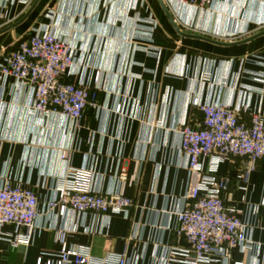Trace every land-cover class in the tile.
Masks as SVG:
<instances>
[{
	"label": "crops",
	"instance_id": "crops-1",
	"mask_svg": "<svg viewBox=\"0 0 264 264\" xmlns=\"http://www.w3.org/2000/svg\"><path fill=\"white\" fill-rule=\"evenodd\" d=\"M35 1L0 0V19L8 20L0 32L20 22ZM216 4L214 13L224 6L238 13L230 0ZM44 31L74 46L75 67L64 81L90 89L97 107L79 123L39 116L30 110L27 86L0 79V186L19 183L39 201L27 246L12 247L14 227L1 228L0 264L56 263L61 231L69 245L89 248L96 258L115 253L125 254L127 264H182L172 254L187 248L175 235L191 186L181 124L201 126L195 100L227 106L245 124L257 114L264 118V37L233 48L182 39L158 0H40L21 25L0 35V64L20 42ZM242 163L230 159L213 171L205 161L203 174L229 181L225 204L250 227L251 246L232 250L230 264H264V159L245 179ZM70 170L92 173L96 190L129 197L133 208L64 218L50 211Z\"/></svg>",
	"mask_w": 264,
	"mask_h": 264
},
{
	"label": "built area",
	"instance_id": "built-area-1",
	"mask_svg": "<svg viewBox=\"0 0 264 264\" xmlns=\"http://www.w3.org/2000/svg\"><path fill=\"white\" fill-rule=\"evenodd\" d=\"M176 8L203 12L217 0H166ZM173 10V9H172ZM3 21V22H1ZM8 24L0 19V29ZM75 67L74 46L53 31L39 32L19 43L15 51L0 64V79H12L27 86L32 95V113L48 117L60 116L79 123L88 108L97 107L96 95L84 85L64 81ZM203 115L199 128L181 124L180 149L186 158L191 175L187 203L177 214L175 235L187 244L184 250L173 249L182 264H211L215 259L230 264L234 249L251 246L250 227L234 208H228L224 195L229 181L203 174V163L211 170L230 159L243 161L244 179L264 159V118L254 115L249 124L241 122L237 112L218 103H193ZM248 111L247 107L243 108ZM120 108H117V112ZM61 159L68 161L63 153ZM93 174L86 170H70L65 183L55 191L48 207L62 218L86 214L105 216L123 213L134 206L133 199L121 194H107L96 190ZM124 175L121 180H124ZM39 201L34 192L10 181L0 186V230L14 227L11 245L27 246L39 218ZM58 260L37 264H127L125 254L109 253L96 258L89 248L69 245L64 232H58ZM241 264V263H234Z\"/></svg>",
	"mask_w": 264,
	"mask_h": 264
},
{
	"label": "rangeland",
	"instance_id": "rangeland-1",
	"mask_svg": "<svg viewBox=\"0 0 264 264\" xmlns=\"http://www.w3.org/2000/svg\"><path fill=\"white\" fill-rule=\"evenodd\" d=\"M163 2L177 27L184 34L202 36L223 43H235L264 31V0H230L232 6L237 8V14L226 9L225 6L222 7L221 12L214 13L216 3L203 12H192L176 8V14L174 10L172 12L174 8L166 0H163ZM31 3L32 0L28 2V5ZM248 18H253L255 21L249 26L248 24H246V27L241 26L242 22L245 19L248 20ZM222 23L226 27L228 26L227 30L220 29ZM240 26L242 29H240Z\"/></svg>",
	"mask_w": 264,
	"mask_h": 264
},
{
	"label": "water",
	"instance_id": "water-1",
	"mask_svg": "<svg viewBox=\"0 0 264 264\" xmlns=\"http://www.w3.org/2000/svg\"><path fill=\"white\" fill-rule=\"evenodd\" d=\"M40 2V0H36L32 6V8L29 10V12L26 14V16L17 24L10 26L8 28H6L5 30L0 32V35L5 34L9 31H11L12 29L16 28L17 26L21 25L33 12V10L36 8V6L38 5V3ZM159 5L161 6L166 18L168 19L169 23L171 24L172 28L174 29V31L176 32V34L182 38V39H192V40H198V41H202L217 47H223V48H233V47H238V46H243L246 44H249L259 38L264 37V31L260 32L248 39H245L243 41H239V42H235V43H223V42H219V41H215L206 37H202V36H195V35H189V34H184L183 32H181L179 30V28L177 27L176 23L174 22L171 14L169 13L167 7L165 6L163 0H158Z\"/></svg>",
	"mask_w": 264,
	"mask_h": 264
}]
</instances>
